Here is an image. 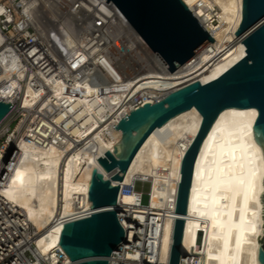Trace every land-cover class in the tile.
<instances>
[{
    "label": "bare ground",
    "instance_id": "6f19581e",
    "mask_svg": "<svg viewBox=\"0 0 264 264\" xmlns=\"http://www.w3.org/2000/svg\"><path fill=\"white\" fill-rule=\"evenodd\" d=\"M183 1L215 41L204 45L183 66L170 72L141 36H131L126 41L114 40L112 56L122 62L127 73L136 69L140 73L122 78L115 88L90 100L95 105L105 98L113 105L107 110L104 122L94 120L86 145L66 154L54 146L41 149L21 144V157L2 195L18 206L35 226L44 228L38 245L43 252L51 253L56 263L74 264L68 257L66 263L59 262L54 250L60 248L63 221L77 218L84 214L83 211L91 213L88 190L92 170L98 168L106 178L110 176L97 159L106 151H113V145L121 136L120 130L113 126L130 112L131 100L138 96L155 102L170 90L193 82L184 78L198 76L194 81L205 84L246 55L245 45L235 35L242 20V0ZM215 7L219 8L216 15L212 12ZM129 47L136 51H129ZM6 59L7 53L0 50V63L6 64ZM6 71L4 66L2 78L7 77ZM179 79L186 83L179 85L178 82L171 87ZM6 97L1 91L0 100ZM98 109L100 115L101 109ZM257 115L254 107L225 108L197 155L181 251L189 257L194 248L202 254V264H260L257 253L258 239L263 236L261 215L264 213L261 212L264 204L259 199L263 198L264 191V156L254 139L253 125ZM201 121V114L192 107L157 127L137 151L120 183L148 179L145 184L151 192L150 209H165L168 200L173 201L172 214L163 223L161 264H169L181 161ZM121 199L133 201L132 195H121Z\"/></svg>",
    "mask_w": 264,
    "mask_h": 264
},
{
    "label": "built area",
    "instance_id": "2783aa9c",
    "mask_svg": "<svg viewBox=\"0 0 264 264\" xmlns=\"http://www.w3.org/2000/svg\"><path fill=\"white\" fill-rule=\"evenodd\" d=\"M218 11L212 9L214 15ZM136 35L112 1L0 0V50L7 53L6 64L0 63V92L7 96L2 100L12 105L0 121V264H59L38 245L44 228L35 226L2 191L21 157V144L54 146L66 154L86 145L94 120L104 122L113 105L105 98L95 105L90 100L115 88L122 78L140 73L138 69L127 73L111 54L114 40ZM4 66L6 78H2ZM145 102L135 96L131 110ZM147 181L120 184L118 219L126 241L111 253L108 264H161L163 223L172 214L173 201L168 200L165 209H150L151 192H146L144 204V193L137 187ZM121 195H132L133 201L126 202ZM82 213L63 222L91 214ZM54 250L59 262L66 263L63 250ZM201 255L193 248L179 264H202Z\"/></svg>",
    "mask_w": 264,
    "mask_h": 264
},
{
    "label": "water",
    "instance_id": "95a60500",
    "mask_svg": "<svg viewBox=\"0 0 264 264\" xmlns=\"http://www.w3.org/2000/svg\"><path fill=\"white\" fill-rule=\"evenodd\" d=\"M106 1L118 7L170 72L183 66L204 45L215 41L183 0ZM235 35L245 45L246 55L219 77L205 84L193 81L170 90L161 99L131 110L113 126L120 130L121 136L113 151H106L97 159L110 176L106 178L98 168L92 170L88 190L91 214L63 224L59 245L71 262L108 264L111 253L126 241L118 219L120 183L149 134L177 114L195 107L202 121L181 161L169 264H179L181 257H188L181 247L194 165L206 135L222 110L257 109L253 133L264 156V0H242V20ZM11 106L0 100V121ZM262 192L263 198L259 200L264 204ZM261 216L263 236L260 240L257 237V259L264 264V215Z\"/></svg>",
    "mask_w": 264,
    "mask_h": 264
},
{
    "label": "rangeland",
    "instance_id": "374dc122",
    "mask_svg": "<svg viewBox=\"0 0 264 264\" xmlns=\"http://www.w3.org/2000/svg\"><path fill=\"white\" fill-rule=\"evenodd\" d=\"M185 79H188V81H194V80H198L199 78H198V76H195V77H190V78H184V80ZM183 79H179V80H177V81H175V82H173L172 84H171V87H174L175 86V84L177 85V83L178 82H180L179 83V85H183V84H185L186 83V81H182ZM182 81V82H181ZM174 85V86H173ZM141 183L142 182H139L138 183V185H137V187L144 193L143 194V196H142V202L144 203V204H146L147 202H148V196H147V184H145V183H142V185H141ZM158 183V182H157ZM158 188H159V186H158Z\"/></svg>",
    "mask_w": 264,
    "mask_h": 264
}]
</instances>
